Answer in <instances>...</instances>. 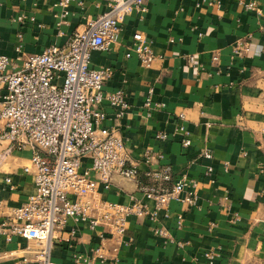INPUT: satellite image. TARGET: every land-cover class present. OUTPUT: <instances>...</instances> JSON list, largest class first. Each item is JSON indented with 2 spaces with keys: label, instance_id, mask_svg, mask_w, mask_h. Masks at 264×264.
Masks as SVG:
<instances>
[{
  "label": "crops",
  "instance_id": "crops-1",
  "mask_svg": "<svg viewBox=\"0 0 264 264\" xmlns=\"http://www.w3.org/2000/svg\"><path fill=\"white\" fill-rule=\"evenodd\" d=\"M59 1L0 0V55L13 57L19 44L25 56L64 46L87 19L107 9L104 0H79L68 4L60 20ZM217 1L208 6L205 0H149L143 15L134 12L124 19L111 50L91 52L92 68L111 70L103 91L122 90L129 104L118 118L117 110L103 102L102 125L121 136L140 172L148 169L141 159L149 152L161 156L153 166L168 164L174 179L184 175L196 183L179 195L194 196V206L172 199L156 214V224L174 243L154 236L145 217L130 216L121 237L70 220L52 248L54 264H72L74 253L91 256L100 244L107 256L116 249L119 264H206L207 252L215 255L214 264H264V36L259 31L264 0H250L261 9L260 16L239 5L249 0ZM20 14L34 22H16ZM136 31L151 42L149 67L134 55L125 57ZM249 35L248 51L234 56L233 48ZM149 90L152 102L163 107L147 117ZM180 126L189 135L187 148ZM159 132L169 138L156 139ZM31 154L28 148L12 149L0 157V222L33 190L32 176L22 171ZM83 163V168L89 165ZM208 167L210 176L205 174ZM98 193L103 202L127 206L139 200L154 209L137 182L117 175L107 190L99 186ZM70 231L74 237L66 241ZM38 249L32 240L14 237L7 243L0 236V264H40L33 260Z\"/></svg>",
  "mask_w": 264,
  "mask_h": 264
},
{
  "label": "built area",
  "instance_id": "built-area-1",
  "mask_svg": "<svg viewBox=\"0 0 264 264\" xmlns=\"http://www.w3.org/2000/svg\"><path fill=\"white\" fill-rule=\"evenodd\" d=\"M25 1V0H21ZM79 0H60V20L67 14L69 3ZM106 12L87 19L81 31H75L64 46L51 45L39 54L25 56L22 46L15 48V55H0V157L10 150L30 149L29 162L22 168L33 178V190L27 200L13 209L0 222V236L7 243L14 237L32 240L39 246L33 260L40 264H54L51 251L60 239L68 221L86 222L90 229L105 228L110 236L121 237L126 231L130 216L145 217L151 223V232L164 243H174L168 231L156 224V214L169 200L194 206L196 198L179 195L191 186L184 175L173 176L172 168L160 162L159 154L146 152L142 163L147 170L140 172L124 147L121 136L112 128L102 125L105 114L102 103L117 110L122 117L129 104L122 90L112 93L103 91L104 83L111 75L109 67L92 68L91 52H108L117 43L124 19L132 13L143 15L149 0H104ZM208 6L217 0H205ZM243 10L260 16L262 11L254 1H240ZM16 22H34L33 17L20 14ZM60 21L59 24H61ZM264 36V25L259 28ZM251 35L232 50L234 56L248 51ZM135 56L144 67L154 59L151 42L142 32L136 31L125 57ZM215 59V58H214ZM192 62V59H189ZM149 90L144 107L148 111L159 110L163 104L154 103ZM182 117V116H181ZM183 134L182 146L190 145L188 132ZM168 134L159 132L156 139L165 141ZM203 157L211 158L209 153ZM89 165L83 168V162ZM212 173L206 169V176ZM133 180L144 199L152 201L150 210L144 202L133 200L127 206L103 202L98 188L110 187L111 177ZM5 184L12 188L10 178ZM181 217L178 216V226ZM68 233L66 241L72 240ZM100 237H103L101 235ZM181 247L183 244L177 242ZM103 245L92 250L91 256L74 253L72 264H119L116 249L105 255ZM206 264H214L215 255L204 254Z\"/></svg>",
  "mask_w": 264,
  "mask_h": 264
}]
</instances>
